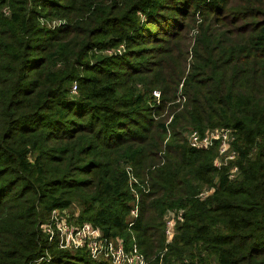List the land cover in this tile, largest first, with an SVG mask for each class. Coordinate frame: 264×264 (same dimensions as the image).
<instances>
[{
	"label": "trees",
	"instance_id": "1",
	"mask_svg": "<svg viewBox=\"0 0 264 264\" xmlns=\"http://www.w3.org/2000/svg\"><path fill=\"white\" fill-rule=\"evenodd\" d=\"M217 127L234 179L188 140ZM129 166L150 186L132 226ZM73 203L150 264H264V0H0V264H112L48 243Z\"/></svg>",
	"mask_w": 264,
	"mask_h": 264
},
{
	"label": "built area",
	"instance_id": "2",
	"mask_svg": "<svg viewBox=\"0 0 264 264\" xmlns=\"http://www.w3.org/2000/svg\"><path fill=\"white\" fill-rule=\"evenodd\" d=\"M55 23V22H54ZM121 53L122 48H119ZM110 53H116L110 52ZM74 86V91H76ZM155 97L159 98L160 93L154 91ZM189 143L199 150L216 148L217 154L213 160L214 166L227 170L230 179H234L240 167L237 163L238 151L235 147L236 136L234 130L229 127L207 128L204 131L193 130L188 135ZM131 175V168L128 169ZM135 180V179H134ZM138 182V180H135ZM213 188L202 191L199 196L206 198ZM134 215L129 226L134 224L133 219L139 216V207L131 210ZM184 209L169 210L165 218V238L170 242L176 235L177 226L184 221ZM41 229L46 234L48 242L56 243L61 249L83 250L96 260H107L112 264H150V259L139 248L136 239L126 243L118 237L106 236L103 231L90 222L75 223L70 220L66 208H55L51 211L46 221L41 223ZM165 250H167L165 248ZM38 259L36 262L42 260ZM161 264H171L161 261ZM172 264H181L174 262Z\"/></svg>",
	"mask_w": 264,
	"mask_h": 264
},
{
	"label": "rangeland",
	"instance_id": "3",
	"mask_svg": "<svg viewBox=\"0 0 264 264\" xmlns=\"http://www.w3.org/2000/svg\"><path fill=\"white\" fill-rule=\"evenodd\" d=\"M54 22H56V21H54ZM53 22V23H54ZM59 22V21H58ZM62 22H65L64 20H62ZM195 30V29H194ZM193 33H194V31H193ZM119 48H122V46H120ZM119 48H115V49H110V50H107V51H105L104 53L105 54H111L110 52H114V51H117ZM192 59V57L190 56L189 57V61ZM190 69V66L188 65V70ZM73 91H74V88H73ZM154 91H157V92H159L160 93V97L159 98H157V97H155V102L157 103V104H160L161 103V98H162V92H161V90L160 89H155ZM183 83L180 85V87H179V99H178V101H180V100H182V102H184L185 101V99H186V97L183 95ZM75 94H77V93H75ZM167 112H165L164 113V115L166 114ZM171 121V118L169 119V122ZM169 138H167L166 139V141L168 140ZM163 153V152H162ZM129 168H131V175H129V186H130V188H131V191L133 192V195H134V197H135V200H134V203H133V208L134 207H139V213L138 214H140V203H141V192L139 191V190H135V186L136 185H138V186H141L142 187V193L144 192V193H148L149 191H150V186H149V182H148V180H146L143 184L141 183V181L139 180V178L136 176V174L134 173V171H133V169H132V167H128L127 168V170L129 169ZM138 180V182H136L135 180ZM140 181V182H139ZM132 208V209H133ZM67 209V214L70 216V220L71 221H73V222H75V223H80V215H81V212H82V209H81V207H80V205H78L77 203H73V204H71L69 207H67L66 208ZM131 209V210H132ZM167 214H168V212L165 214V217H164V221H165V218H166V216H167ZM134 215L132 214V212H130V218H131V220H132V218H134L133 217ZM46 221V220H45ZM40 228H41V226H40ZM42 230V229H41ZM43 232V231H42ZM44 234V236L47 238V236H46V234L45 233H43ZM118 238H121V239H123L126 243H129V242H132V241H134V239H136V242H137V244H138V241H137V236H136V234L135 233H131V235H130V238H128V240L126 241V239H124L123 238V236H117ZM175 238V237H174ZM174 240V239H173ZM173 240L170 242V243H172L173 242ZM49 243V242H48ZM165 244H166V246L169 244V243H167L166 242V238H165ZM138 246H139V244H138ZM139 248H140V246H139ZM141 249V248H140ZM167 249V248H166ZM164 251H167V250H164Z\"/></svg>",
	"mask_w": 264,
	"mask_h": 264
}]
</instances>
